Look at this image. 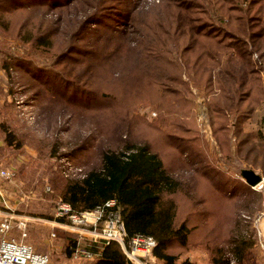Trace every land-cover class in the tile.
<instances>
[{
  "label": "rangeland",
  "instance_id": "rangeland-1",
  "mask_svg": "<svg viewBox=\"0 0 264 264\" xmlns=\"http://www.w3.org/2000/svg\"><path fill=\"white\" fill-rule=\"evenodd\" d=\"M257 7L264 9V0H0V169L13 173L0 177V221L11 223L7 235L46 253L50 264H94L95 257L85 253L102 244L99 231L71 221L69 204L56 192V176L81 178L72 176H84L98 164L103 149L148 140L186 186V194L174 197L179 217L204 213L189 222L193 232L177 262L264 264V186L254 189L241 175L251 169L264 177L258 132L264 133V97L259 105L248 99L256 109L239 132L228 126L231 152L226 154L207 116L209 97L219 93V85L206 95L185 69L180 78L188 83L191 103L177 105L162 97L167 84H159L168 72L167 55L189 41L183 36L180 44L179 25L195 26L197 17L204 22V9H221L218 14L226 9L236 17ZM248 22L255 35L248 36L245 54H234L242 56L235 60L238 68L252 69V78L262 79L264 20L254 15ZM145 24L161 43L154 57L144 41L151 36ZM24 32L51 44L24 41ZM225 63L222 57L210 61L214 78L225 74ZM221 78L231 80L227 74ZM191 137L197 151L188 144ZM203 171L219 183V203L215 192L207 191ZM232 195L235 205L224 203ZM214 211L218 216L207 219ZM18 220L26 223L25 236ZM233 239L245 241L241 257L232 254Z\"/></svg>",
  "mask_w": 264,
  "mask_h": 264
},
{
  "label": "trees",
  "instance_id": "trees-1",
  "mask_svg": "<svg viewBox=\"0 0 264 264\" xmlns=\"http://www.w3.org/2000/svg\"><path fill=\"white\" fill-rule=\"evenodd\" d=\"M12 1L15 2V0ZM204 10V22L202 19L198 21L199 17H197L196 23L193 24L195 26L185 27L184 23L183 26L177 27L176 32L181 35L180 44H185L183 36L189 41L181 51L176 50L173 54L167 55L169 57L168 72L165 76L160 75L159 84L162 87L167 84L165 88L167 94L164 93L162 97L172 99V102L177 105L191 103L186 96L190 95L188 83L180 78L181 71L185 69L196 79L200 88H204L206 95L212 85H219V93L209 97L207 116L210 123L217 127H215V133H217L216 136L214 135L215 139L219 144L220 141L223 142L222 147L225 153L229 154L231 149L226 146L225 140L229 137L228 126L237 127L238 131L240 123L248 120L256 109V105H252L248 99L255 98V102L259 105L264 97V77L252 78L251 75L254 73L252 69L238 68L236 62V60L239 61V57H242L240 55L245 54L242 49L246 44L245 40L248 36L255 35L249 32L248 19L255 15L264 20V9L259 7L246 9V12L235 13L236 17L227 13L226 9H223L222 14H218L221 9ZM176 22L183 23V20L176 19ZM212 22L217 23L216 28L210 27ZM144 26L146 28L144 30H149L151 35H146L144 41L149 42L147 46L151 48V51L148 52L152 54L151 57H154L156 54L154 52L158 51L161 43H157L158 39L156 33L151 30L152 26L149 24ZM26 35V32L22 34L24 41L37 40L38 43H46L47 47L51 44V41L44 40L45 37L36 33L28 38ZM236 53L240 55H234ZM218 57L219 60L220 57L225 58L223 70L225 74L218 73L217 76L220 78H214L210 61ZM184 63L187 68L183 66ZM8 67L5 64V68ZM226 74L231 80L221 78ZM226 81H231L232 86ZM255 83H257L256 86ZM258 132L264 145V133L261 128ZM187 140L188 144L197 151L195 137ZM122 144L117 149L105 148L100 151L99 163L90 167L82 178H64L62 174H57L56 192L74 212L93 209L104 201L115 198L121 207V218L128 235L142 233L155 238L156 246L153 249V256L158 264H192L187 260L178 263V253L187 247L193 232L194 225L189 222L203 216V211H192L181 219L178 203L174 197L181 192L186 194V186L183 187L174 178L166 168L160 154L151 148L150 141H122ZM201 178L208 185L209 194L215 192L218 198L216 201L219 203L221 187L214 181L211 171H203ZM232 196L231 199L226 198L227 201L225 200L224 203L235 205V196ZM213 214L217 217L219 211L209 212L206 218L212 219ZM68 240L74 243V240ZM101 243L90 247V252L95 257L94 264H134L125 256L118 243L111 242L107 245L103 241ZM232 243V254L241 257L245 250V241L233 239ZM223 252L225 256V251ZM68 253H70L69 250ZM219 263L220 260H217L215 264Z\"/></svg>",
  "mask_w": 264,
  "mask_h": 264
},
{
  "label": "built area",
  "instance_id": "built-area-1",
  "mask_svg": "<svg viewBox=\"0 0 264 264\" xmlns=\"http://www.w3.org/2000/svg\"><path fill=\"white\" fill-rule=\"evenodd\" d=\"M78 170L81 172V169ZM12 176L13 173L9 169H0L1 178L9 179ZM72 177L82 178L84 176L78 173ZM263 186L264 177H261L259 183L250 187L255 189ZM66 209L70 212L71 221L91 227L94 231L98 230L99 238L104 244L118 243L125 256L132 263L145 264L146 262H143L145 259L155 262L153 256V249L156 246L155 238L152 235L142 233L129 236L121 218V207L115 198H110L90 210L74 212L67 204ZM10 227L11 223L7 218L0 221V264H50V259L46 253L37 252L31 244L9 237L7 234ZM17 227L23 231L22 236H25V221L18 220ZM85 254L88 258L94 257L91 252Z\"/></svg>",
  "mask_w": 264,
  "mask_h": 264
},
{
  "label": "water",
  "instance_id": "water-1",
  "mask_svg": "<svg viewBox=\"0 0 264 264\" xmlns=\"http://www.w3.org/2000/svg\"><path fill=\"white\" fill-rule=\"evenodd\" d=\"M241 175L249 186H254L261 181V176L251 169H243Z\"/></svg>",
  "mask_w": 264,
  "mask_h": 264
},
{
  "label": "crops",
  "instance_id": "crops-1",
  "mask_svg": "<svg viewBox=\"0 0 264 264\" xmlns=\"http://www.w3.org/2000/svg\"><path fill=\"white\" fill-rule=\"evenodd\" d=\"M135 264V263H134Z\"/></svg>",
  "mask_w": 264,
  "mask_h": 264
}]
</instances>
